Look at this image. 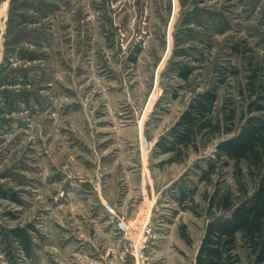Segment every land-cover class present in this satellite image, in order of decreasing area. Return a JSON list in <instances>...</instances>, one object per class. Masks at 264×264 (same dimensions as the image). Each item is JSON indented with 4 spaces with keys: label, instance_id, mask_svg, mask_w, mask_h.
Returning <instances> with one entry per match:
<instances>
[{
    "label": "rangeland",
    "instance_id": "1",
    "mask_svg": "<svg viewBox=\"0 0 264 264\" xmlns=\"http://www.w3.org/2000/svg\"><path fill=\"white\" fill-rule=\"evenodd\" d=\"M254 74L264 85V0H0V185L22 200L0 196V264H195L223 213L209 199L238 194L233 160L200 177L249 116ZM209 89L234 130L165 162L157 141ZM29 225L32 257L6 238ZM238 253L253 264L241 237Z\"/></svg>",
    "mask_w": 264,
    "mask_h": 264
},
{
    "label": "trees",
    "instance_id": "2",
    "mask_svg": "<svg viewBox=\"0 0 264 264\" xmlns=\"http://www.w3.org/2000/svg\"><path fill=\"white\" fill-rule=\"evenodd\" d=\"M14 1V0H12ZM191 74L189 67L181 70L183 78ZM250 95L256 100L249 107V116L239 131L222 139L216 146L214 159L202 171L201 181H210L219 168L235 162V177L238 194L215 192L209 199L211 207L223 213L214 216L206 225L195 264H242L238 253L239 237L253 264H264V85L256 84L258 76H250ZM5 90L2 97L11 101V94ZM218 94L215 89L205 90L194 96L168 133L156 143L160 154H168L165 162H181L190 150L199 152L210 136L230 133L234 130L236 108L225 106L224 113L216 112ZM243 164H246L244 168ZM246 172L257 179L253 190L249 189ZM194 190L182 188L180 203H185ZM0 196L21 203L15 192L4 190L0 185ZM33 227L16 226L6 231V238L15 242L29 257L33 256L35 240ZM182 236L190 242L189 235L182 230Z\"/></svg>",
    "mask_w": 264,
    "mask_h": 264
},
{
    "label": "crops",
    "instance_id": "3",
    "mask_svg": "<svg viewBox=\"0 0 264 264\" xmlns=\"http://www.w3.org/2000/svg\"><path fill=\"white\" fill-rule=\"evenodd\" d=\"M90 180L92 181L91 183L92 184H95L94 186L96 187V194H95L96 201H95V205H96V203H100V202H102L104 204V202L108 201L107 199H110V198L109 197L106 198L104 196V192L105 191H103L104 189L102 188V186L99 183L96 184V181L94 183L93 179H90ZM109 202H111V201H109ZM103 207H104V205H103ZM96 208L97 209L99 208V210L102 213L105 212V211H103L105 209H103V208L100 209V206L99 205H96ZM114 219H115L114 216L110 215L109 213L107 214V216H103L102 214H98L95 217H91V219L89 220L90 221L89 222V225L91 224V222L94 223V224H96V225H100L101 222L103 221V222H105V225L107 226L110 223V221H113Z\"/></svg>",
    "mask_w": 264,
    "mask_h": 264
},
{
    "label": "built area",
    "instance_id": "4",
    "mask_svg": "<svg viewBox=\"0 0 264 264\" xmlns=\"http://www.w3.org/2000/svg\"><path fill=\"white\" fill-rule=\"evenodd\" d=\"M121 224H123V223H121ZM150 231H151V229H150ZM133 252V251H132ZM134 253V252H133ZM139 255L140 256H144V253H139Z\"/></svg>",
    "mask_w": 264,
    "mask_h": 264
}]
</instances>
